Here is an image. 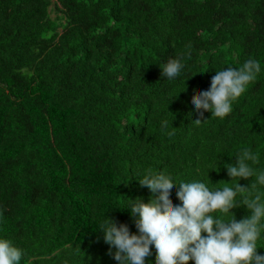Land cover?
Here are the masks:
<instances>
[{
    "label": "trees",
    "instance_id": "obj_1",
    "mask_svg": "<svg viewBox=\"0 0 264 264\" xmlns=\"http://www.w3.org/2000/svg\"><path fill=\"white\" fill-rule=\"evenodd\" d=\"M177 56L169 81L160 67ZM250 57L261 72L232 113L195 124L215 70ZM245 147L264 167V0H0V237L20 264H117L98 228L137 231L119 209L147 202L145 170L231 185L224 165Z\"/></svg>",
    "mask_w": 264,
    "mask_h": 264
},
{
    "label": "clouds",
    "instance_id": "obj_2",
    "mask_svg": "<svg viewBox=\"0 0 264 264\" xmlns=\"http://www.w3.org/2000/svg\"><path fill=\"white\" fill-rule=\"evenodd\" d=\"M184 59H168L159 66L161 76L177 81L185 71ZM260 72L261 62L252 57L240 68L228 65L215 70L210 87L194 97L191 107L197 118L192 121L202 123L205 112L221 119L232 113L234 102ZM170 124L161 120V130L167 131ZM235 156V164L224 165L235 183L225 182L222 187H210L209 179L177 180L159 170H145L137 180L151 193L147 202L123 197L124 207L119 209L129 213L137 231L132 233L127 224L108 217L98 228L117 264H151L152 249L155 264H187L189 260L194 264H264V254L257 252L264 247V167L257 166L259 153L250 147ZM217 161L215 171H219ZM250 177L255 179L247 186L238 183ZM174 190L180 201L177 205L171 202ZM241 205L246 206L248 215L237 221L230 210ZM214 213L229 214V218ZM22 256L11 240L0 237V264H20Z\"/></svg>",
    "mask_w": 264,
    "mask_h": 264
}]
</instances>
